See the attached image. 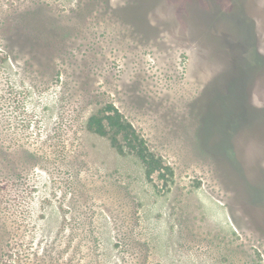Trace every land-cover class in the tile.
<instances>
[{"label":"rangeland","instance_id":"1","mask_svg":"<svg viewBox=\"0 0 264 264\" xmlns=\"http://www.w3.org/2000/svg\"><path fill=\"white\" fill-rule=\"evenodd\" d=\"M263 61L264 0H0V264H264Z\"/></svg>","mask_w":264,"mask_h":264},{"label":"trees","instance_id":"2","mask_svg":"<svg viewBox=\"0 0 264 264\" xmlns=\"http://www.w3.org/2000/svg\"><path fill=\"white\" fill-rule=\"evenodd\" d=\"M253 67L260 68L261 61L256 60ZM87 127L99 136L109 137L113 147L119 153L128 151L134 154L143 163L148 179L152 178L156 172L167 169L162 159L149 149L147 141L124 118L115 105L108 104L101 111L92 115L88 119Z\"/></svg>","mask_w":264,"mask_h":264}]
</instances>
